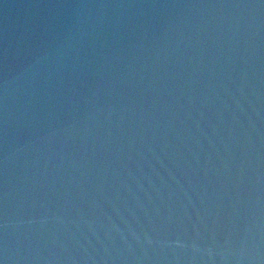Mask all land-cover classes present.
<instances>
[{"label": "water", "instance_id": "obj_1", "mask_svg": "<svg viewBox=\"0 0 264 264\" xmlns=\"http://www.w3.org/2000/svg\"><path fill=\"white\" fill-rule=\"evenodd\" d=\"M0 264H264V0H0Z\"/></svg>", "mask_w": 264, "mask_h": 264}]
</instances>
